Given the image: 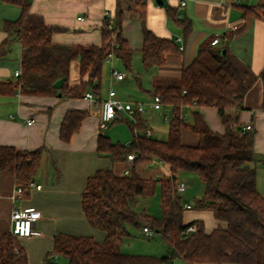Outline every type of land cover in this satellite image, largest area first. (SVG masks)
<instances>
[{
	"label": "trees",
	"instance_id": "16d2710c",
	"mask_svg": "<svg viewBox=\"0 0 264 264\" xmlns=\"http://www.w3.org/2000/svg\"><path fill=\"white\" fill-rule=\"evenodd\" d=\"M21 6L20 17L5 22L22 45V74L15 81H1L0 95L21 93L35 96L84 98L86 92L100 95L102 71L106 57L115 52L127 66L132 51L122 38L123 5L140 15L143 25L144 46L142 61L145 67L161 65L169 53L179 52L174 40L158 37L146 25V5L142 0H117L115 12L103 22L101 45L57 44L53 36L64 29L46 24L40 14L31 11V0H0ZM185 33L191 29L190 21L179 16V7L169 10ZM12 38L0 45V57L10 51ZM233 55L225 47H216L207 41L199 47L193 62L185 67L177 87H157L165 106L173 107L166 139L147 136L143 131L148 124L140 112L134 118L118 116L116 121L126 122L132 130V140L127 144L114 142L101 134L99 154L114 163L126 162L135 154L133 166L124 175L113 169H99L88 177L83 190L82 209L89 224L105 232L103 242L92 235H75L59 232L54 237V247L45 257L47 264H59L55 258L63 256L67 264H173L175 258L186 264H264V197L257 188L255 166V134L244 131L239 123L240 112L249 90L244 77L233 63ZM79 61V85L69 83L71 63ZM264 78V70L261 73ZM67 77L62 88L54 83ZM185 106L214 107L217 109L224 133H218L207 124L203 114L194 110L193 121L183 118ZM87 116V111L71 110L60 126V138L68 142L77 133ZM184 129L198 137L196 145L182 141ZM102 131V130H101ZM42 151L19 150L14 146H0V171L11 173L17 185L28 195L41 166ZM153 162L166 164L171 175L144 177L138 165ZM185 172L198 174L205 184L204 196L196 209L208 212L219 226L208 230L204 218L186 221L187 209L177 191L178 175ZM182 181V180H180ZM161 183L162 216L155 218L145 211H137L141 197L152 195ZM148 223L172 248L165 256L131 254L120 246L127 236L129 225L142 227ZM195 227L194 231L188 228ZM51 254L56 257L50 258ZM0 264H29L28 253L21 240L11 232L0 238Z\"/></svg>",
	"mask_w": 264,
	"mask_h": 264
},
{
	"label": "crops",
	"instance_id": "0c3cea01",
	"mask_svg": "<svg viewBox=\"0 0 264 264\" xmlns=\"http://www.w3.org/2000/svg\"><path fill=\"white\" fill-rule=\"evenodd\" d=\"M142 1L146 5L147 27L158 37L174 40L179 52L167 54L164 64L145 67L142 61L144 37L141 17L123 2L122 38L132 51L130 64L127 66L117 56L113 62H105L100 95L95 97L99 101L106 99L113 87L122 100L133 104L143 103L145 111L141 115L151 125L152 136L160 137L163 127L149 121L155 111H161L151 105L155 89L179 86L183 69L193 62L201 44L218 38L220 42L216 47L228 49L234 57V65L249 86L239 123L243 127L252 124L256 131L257 188L264 197V78L261 75L264 70V0H184L186 5L183 7L179 4L181 0ZM116 6L117 0H31L33 13L42 15L46 24L64 29L54 34L53 41L69 45H101L105 13L111 15ZM178 7L179 16L190 21L188 33L169 14L170 9L174 11ZM21 11L19 5L0 2V45L9 37L13 41L8 54L0 57V82L15 81L14 72L21 68L22 45L16 37L11 36V31L4 28L5 22L16 21ZM112 68L124 72L125 78L113 79ZM81 81L79 61L74 60L69 83L76 86ZM162 109L173 114L170 105H164ZM71 110L87 111V116L80 130L65 142L60 138V126ZM194 110L203 114L213 131L224 133L225 126L216 108L185 106L182 114L187 118L191 115L193 120ZM32 119L34 122L28 124ZM117 123L120 121L109 127L115 129ZM168 131L169 127L166 135ZM130 132L127 143L132 139L131 129ZM101 134L112 139V134L99 129V105L85 98L35 96L19 92L0 95V146L42 151L41 166L34 179L36 184L42 185L40 190L32 188L28 195L17 194L14 198L19 186L15 177L9 172L0 171V238L4 233L11 232L14 209H32L41 213V219L34 225L35 234L20 239L27 250L29 264H47L45 257L52 252L54 237L59 232L92 235L98 242L104 241L105 232L93 228L82 209L83 190L88 177L97 170L113 169L116 174L124 175L133 166V161L114 163L99 154ZM182 141L187 145H196L199 140L190 130L184 129ZM137 170L144 177L161 175L150 172V169L147 171L146 165H138ZM196 218H204L208 230L219 226L210 213L199 210L195 214L187 212L185 219L188 222Z\"/></svg>",
	"mask_w": 264,
	"mask_h": 264
},
{
	"label": "rangeland",
	"instance_id": "374dc122",
	"mask_svg": "<svg viewBox=\"0 0 264 264\" xmlns=\"http://www.w3.org/2000/svg\"><path fill=\"white\" fill-rule=\"evenodd\" d=\"M17 45L14 44L15 49L17 50ZM116 59V56L114 60ZM164 114H171L170 112H166L165 109L161 111H155L153 116L149 118L151 124L156 122V124H160L162 126V130L159 133L160 137H154L158 139H166L167 128L169 127L170 122H166L164 119ZM187 118V115H185ZM187 121H193L191 115L187 118ZM116 128L113 129L112 126L104 129L103 132L106 134H112V140L115 142H120L122 144H127L128 141L126 139L130 138V128L126 122H120L115 124ZM114 125V126H115ZM151 126V125H150ZM148 125V129H151ZM144 133L146 130L143 131ZM132 140V139H131ZM130 140V141H131ZM129 141V142H130ZM147 171L150 169V172H159L161 173L160 177L168 178L170 169L162 163H151L150 165H146ZM179 179L186 182L187 188L181 194V203L184 207L186 204H190L193 208L196 206L198 200H200L205 193V184L202 182L198 174L194 172H185L179 174ZM161 196H162V187L161 183L157 184V188L155 192L147 197H141L139 199L137 205V211L142 212L145 211L148 215H151L155 218H160L162 216V208H161ZM190 214H195L196 209L191 211L187 210ZM186 212V215H187ZM185 215V217H186ZM128 235L124 236L123 242L120 246V249L123 252L131 253V254H144V255H156V256H165L170 255L172 253V248L168 243L164 241L162 235L158 232L155 233L154 236L149 237L146 236L143 232L142 227H136L134 225H129L128 227ZM55 262L59 264H67L68 260L59 256L55 258ZM173 264H186L182 259L175 258Z\"/></svg>",
	"mask_w": 264,
	"mask_h": 264
},
{
	"label": "built area",
	"instance_id": "2783aa9c",
	"mask_svg": "<svg viewBox=\"0 0 264 264\" xmlns=\"http://www.w3.org/2000/svg\"><path fill=\"white\" fill-rule=\"evenodd\" d=\"M180 6H185L186 1L181 0ZM180 15V14H179ZM109 16L108 13H105V19ZM220 42L218 38L214 39L212 41V45H217ZM182 49V48H181ZM116 54L115 52L109 53V55L106 57L105 62H113ZM22 74L21 68L15 70L14 77L18 78ZM112 78L117 80H122L125 78L126 74L124 72L119 71L117 68H112L111 72ZM84 98L91 101L92 103L99 105V129L104 130L109 127V125L118 117V116H127L129 118H134V115L137 112H144L145 111V105L143 103H137L133 104L132 102L124 101L117 95L115 89L112 87L109 91V95L106 99L98 100L95 95L92 92H86L84 95ZM151 105L156 110H162L164 103L162 101V98L159 94H155L152 97ZM164 119L166 122H170L173 118V114H164ZM183 118L185 116L181 115ZM34 120H29L28 124H32ZM253 129L252 124H247L243 130L249 131ZM145 134L147 136L152 135V130L147 129ZM136 155L129 154L128 160L133 161ZM30 187L35 188L37 190H40L42 188L41 184H36L34 181L30 183ZM187 185L185 181H178L177 184V191L178 193H183L186 191ZM23 188L21 186H18L16 189V193L14 195V198L17 197V194H22ZM187 209H191L192 206L190 204H186ZM12 227H11V233L16 236L19 239L24 238H30L35 234L34 225L37 221L41 219V213L37 210L32 209H21L17 208L14 209L12 212ZM143 232L146 236L152 237L155 235V230L148 224L145 223L142 226ZM195 227L188 228V231H194ZM50 258L56 257L55 254H51L49 256Z\"/></svg>",
	"mask_w": 264,
	"mask_h": 264
},
{
	"label": "water",
	"instance_id": "95a60500",
	"mask_svg": "<svg viewBox=\"0 0 264 264\" xmlns=\"http://www.w3.org/2000/svg\"><path fill=\"white\" fill-rule=\"evenodd\" d=\"M161 2V1H160ZM67 80V77H62L60 78L59 80H57L55 83H54V87L57 88V89H60L63 87L64 85V82ZM60 97L62 96V92H60L58 94Z\"/></svg>",
	"mask_w": 264,
	"mask_h": 264
}]
</instances>
